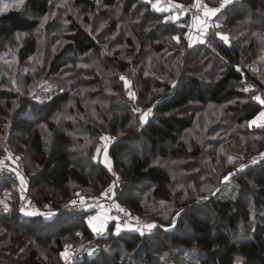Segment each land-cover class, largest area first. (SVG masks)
<instances>
[{"label":"trees","instance_id":"obj_1","mask_svg":"<svg viewBox=\"0 0 264 264\" xmlns=\"http://www.w3.org/2000/svg\"><path fill=\"white\" fill-rule=\"evenodd\" d=\"M206 1L209 7L221 2ZM27 12L51 16L40 29L44 18L39 21ZM167 14L145 0H24L22 8L0 12V51L15 60L13 74L0 88V161L5 153L13 165L22 166L28 196L38 205L46 204L41 212L54 213L48 219L21 214L25 196L17 180L5 175L0 200L7 188L13 204L7 212L0 206V264H64L59 254L66 243L79 246L81 255L73 264H138L132 256L125 262L131 251L144 252L147 264H169L175 253L182 264H234L236 257L242 258L241 264H264V160L259 158L264 153V127L247 124L261 107L251 95L264 94V83L250 69L253 63L260 69L264 65V0H233L213 17L208 34L221 56L199 42L188 46L183 38L187 27H178L189 23L188 17L165 23ZM39 29L50 38L48 48L41 46ZM216 32L227 35L230 43L225 45ZM113 33L114 38L106 39ZM17 34H22L19 40ZM173 35L181 37L179 45L169 39ZM68 62L90 65L73 69L76 77L87 79L76 86L69 82L56 106L32 99L37 81L54 82ZM120 75L132 82L136 101L129 99ZM12 79L23 95L12 87ZM245 86L255 91H242ZM114 97L115 107H108ZM245 100L249 102L241 103ZM133 107L153 108L143 127ZM57 113L61 115L54 119ZM104 135L115 138L107 145L112 171L101 159ZM231 142L237 152L229 150ZM203 155L206 167L198 178L191 177L190 172L203 165ZM228 157L235 158L233 164ZM254 157L257 162L251 163ZM181 166L191 184L176 194L173 179ZM229 173L237 185L233 202L216 196ZM110 182L115 188L111 199L132 217L142 216L150 220L144 223L159 227L143 236L123 230L118 236L105 231L96 237L86 221L98 209L72 207L69 201L80 191L103 197ZM206 185L214 195L200 191ZM182 193L189 203L180 205ZM161 201L167 203L166 222L158 218ZM177 212L176 225L170 227ZM131 223L134 228L135 220ZM108 226L114 229L115 221ZM91 243L96 246L90 255Z\"/></svg>","mask_w":264,"mask_h":264},{"label":"snow or ice","instance_id":"obj_2","mask_svg":"<svg viewBox=\"0 0 264 264\" xmlns=\"http://www.w3.org/2000/svg\"><path fill=\"white\" fill-rule=\"evenodd\" d=\"M23 2H24V0H19V4H23ZM98 2H99V0H98ZM145 2L151 3L152 8L156 9L157 11H162V12L171 11L173 8L179 9L181 11L184 10L183 5L175 4V3H173V0H166V3L168 5L167 7H164L160 3V0H156V3H152V0H145ZM231 3H233V0H221L219 7H209L207 4L203 3L202 0H195V3L192 5V7L195 8L196 11L192 16L191 22L178 24L179 28L188 27L189 32L193 31V29L196 32L195 37L189 36L188 33H184L183 38L188 40V46H191L193 43H197V42L204 44V43H206V41L208 39H213V37L208 34V30L211 27H213V24L210 23V21H212L213 17H217L219 13H222L224 10H226L227 6ZM10 6L11 5H9V4H5L2 10L6 11ZM18 6L19 5H17V7ZM53 15H55V14L53 13ZM47 19H48V17H44V20L41 22V27H43L44 21H46ZM179 20H180V16L177 15L175 12H173L172 15L165 17L164 22L167 23V22L171 21L173 23H176ZM65 23H67V22H65ZM106 23H107L106 21L104 23H101L99 28L95 29V31L99 32L101 29H103L105 27ZM214 26L216 28H220L221 24L215 23ZM86 27H88V26H86ZM118 29H119V26H118ZM88 30L91 32L90 27ZM21 35L22 34H17V40L20 39ZM115 35H116V33H113L112 37H110V38L106 37V39H112L115 37ZM215 37H219V39L225 45L230 43L229 37L227 35L220 33V32H216ZM169 39L171 41H176V43L178 45L181 43V37L178 35H173ZM63 43H65V42L58 41V44H60L61 46L63 45ZM209 46H211V45H209ZM105 48L107 49V46H105ZM55 50L56 49L54 48L53 51H55ZM113 51H115V49H113ZM213 51H215V48H213ZM108 54L111 55V53H108ZM121 58L122 59H129V60L131 59V57H124V56H122ZM29 59L37 60V62H39L38 59L35 57H30ZM149 60H151V57L149 58ZM5 62L8 63L9 66L11 67L12 61H5ZM93 63H95V61H93ZM80 67L87 68V67H90V65L82 64V65H80ZM33 71L35 72V69H33ZM135 71H136V69L133 68L132 69L133 74L135 73ZM145 75H148L147 71H145ZM120 80L123 81L124 88L127 92L129 99L131 101H136L137 95L134 91H132V82L125 75H120ZM261 82L264 83V81H261ZM170 83H171L172 87L176 86L175 81H170ZM0 86H3V85H0ZM12 87L15 88V90L17 92H19L21 95L24 94L21 91V89L19 87H17V81L15 79H12ZM36 87H39V85L37 84ZM80 91H81V93H83L86 90L82 89ZM154 91L158 92V93H163L164 89H154ZM242 91L251 93L255 90L252 88V86H245L242 88ZM33 95H34V93H33ZM262 96H264V94L251 95L250 99L252 101H255L262 108H264V98H262ZM45 99H51V93H49ZM45 99L38 98V102L44 103ZM234 102L235 101H232V103H234ZM248 102L249 101H246V100L241 101V103H248ZM93 103H95V102H93ZM16 106H17L16 101H13V107L15 108ZM212 107H214V106L209 105V108H212ZM221 107H223V106H221ZM132 111H133V113H139V124L141 127H143L145 125V123L148 122L149 118L153 114V108H151V107H149L147 109H140L138 107H133ZM60 115H61L60 113L55 114L54 119H58ZM92 115L95 116L96 113L93 112ZM67 119H72V117L68 116ZM258 121H260L261 123H257ZM252 125H256L257 127H264V110L258 112L257 116L253 120L248 122L249 127H251ZM41 128H46V125H41ZM85 139L87 141V138H85ZM114 139L115 138L107 136V135L100 137V140L105 142V145L103 148V151L105 153L103 163L105 164V166L108 168L109 171H112V162H111V159L109 158V156L107 155V152H108L107 145L112 143ZM88 143H91V141H88ZM79 147H84V146H79ZM100 150H101L100 148H97V153H99ZM189 150H191V149H189ZM5 151H8V149H5ZM259 158H260V160H264V153H260ZM15 159L18 161L22 158L21 157H15ZM93 159H96V157L94 156ZM256 162H257V158L254 157L252 159L251 163H256ZM228 163L229 164L233 163L232 157H228ZM2 165H3V161H0V166H2ZM244 167H245V165L241 164L240 170H242ZM12 171H15L16 176L20 181V190H21V192H23L26 188V185H27L26 178L22 175V173L20 171H18L16 169H12ZM113 175H115V173H113ZM232 175H233L232 173L225 175L221 182L223 183V182L229 181V179ZM200 191L209 192L212 195L215 194V192L212 190L211 185H206V186L202 187L200 189ZM217 191H218V189H217ZM109 194H111V195H109ZM74 195L79 197V204H77L76 200H70L69 205H71L72 207H80V208L100 207V211L96 215L89 216L87 218V221H86L89 228H91L93 234H95V235H102L105 231H110V232H113V234L118 236L123 230H134L136 232H139L140 235L143 236L145 234L151 233L154 229L159 227L155 223H144V222H141L138 217H132L131 213L126 212V210L124 208H122L119 205V203H117L115 201L112 202V204L110 205L109 208H104L102 205L86 204V198L84 196L80 195V193H75ZM101 195L107 196L109 199H111V196L115 195L114 185H110L107 192H102ZM185 198H187V193H185ZM207 198H208L207 196L202 197V199H207ZM21 199L23 200L24 197L22 196ZM96 199H98V198H96ZM198 199H201V198L198 197ZM30 203L31 202H29V206H30ZM163 203L164 202L161 201V204H163ZM0 206L3 207L5 212L10 211V206L5 201L0 200ZM112 209H115L117 213H123L125 216H127V219L124 221H120L119 216L110 215L109 213L111 212ZM20 212L26 216H41L44 219H48L54 215V213H52L51 211H49L47 213L41 212L39 210L26 211V208L23 206L20 208ZM179 215H180V212H177L176 216L172 218V223H171L170 227H175L176 217H178ZM132 220H135V222H136V226L134 228H133V225L131 223ZM109 221H115L114 229H112L108 226ZM165 231H168V229H165ZM76 236H78V237L81 236V233H79V232L76 233ZM89 254L91 255L92 252L90 251ZM59 255H60V258L64 261V264H73V261H74L75 257L78 255V252L76 250L72 249V245L66 243L64 245V250L61 251ZM241 260H242L241 257H236L234 264H241Z\"/></svg>","mask_w":264,"mask_h":264},{"label":"rangeland","instance_id":"obj_3","mask_svg":"<svg viewBox=\"0 0 264 264\" xmlns=\"http://www.w3.org/2000/svg\"><path fill=\"white\" fill-rule=\"evenodd\" d=\"M5 4L11 5L8 9H13V8L14 9H20V8H22V5H23V4H19V0H0V12L3 11L2 9H3V7H4ZM17 5H19V6L17 7ZM117 12L119 13V10H117ZM27 13L29 15H31V16L36 17L39 21H40V19L42 20L44 17L51 16V12L45 14L44 16H40L39 13H32V12H27ZM170 15H171L170 13L167 14V16H170ZM41 28L42 27L40 26V29ZM39 30H38V32H37L36 35L38 36L39 41L41 42V46L48 48L51 45L50 38L47 35H44L43 31H41V30L39 31ZM61 31L62 30H61V26H60V31L59 32H61ZM59 32H57V33H59ZM141 35H142V33L140 34V37H139L140 39H142ZM262 58H264V52H263ZM5 61H12L11 67ZM13 61H15V60H13L12 57H9L8 58L7 52L4 53V52H1L0 51V75L3 74V73H5L0 78V85H3V86H0V88L4 87V83H5V80L8 78V75L11 76L13 74V70L15 69V65H14ZM260 61H262V60H260ZM73 69H75V70L78 69V71H81L83 68H81L80 66H77L73 62H68V64H66V66H64V70L61 73V75L55 76V81L54 82H49L48 79L47 80L46 79L38 80L37 83H36V85L37 84L39 85V87H36V88H38V91H37V93L35 95H32V99H34L35 101L38 102V98L45 99L46 96L49 93H51V99H45V102L50 103L51 106H56L60 102V100L63 97L66 96V93H67V90L66 89H67L68 86H70V83L73 84L74 86H76L79 80L80 81L81 80L82 81H85L87 79L86 78L87 76L83 77V76H81V74H80V77H76L75 76V72H74ZM254 75L260 81H264V65L260 69V71L257 72ZM10 76H9V78H10ZM72 76H75L76 78L75 79H71L69 81L66 80V79H70V77H72ZM22 80H23V77H22L21 81ZM76 90H77V88H76ZM92 91H95V90H92ZM72 92L74 93V90ZM82 96H83V93H82ZM116 101H117V98L116 97L112 98V100L111 99L108 100V102H107L108 107H111V108L112 107H115V104L114 103ZM0 103L2 104V101ZM140 109H143V108L140 107ZM262 110H264V108L260 107L259 110L247 121V124H248L249 121L253 120L257 116L258 112H260ZM199 115L202 116L201 113H199ZM257 123H261V122L258 121ZM252 126H256V125H252ZM107 136H109V135H107ZM102 142L104 143V141H102ZM229 148H230L229 150H232V152H234V150H235V152L238 151V148H236L234 146V143L233 142H231V144L229 145ZM104 156L105 155L103 154L102 155V158H101L102 161L104 160ZM206 160H207V158L204 157V155H203L202 158H201V161H200L201 163H203V165H200V167L196 168V170L194 172H190V176L191 177H194V176L197 177L199 175V173H201V170L200 169L206 167L205 165H207L206 164ZM234 161H235V158H233V162ZM184 164L185 163H183V165ZM231 164H233V163H231ZM11 167L14 168V169L16 168L15 165H13V164H11ZM186 175L187 174L184 171V167L183 166L179 167L178 169L176 168V177L173 179V181H175V184H176V186L175 185L173 186V188L176 189V194H177V192L182 191L181 189L183 188V186H185L186 184H189V185L191 184V180H189V182L186 180ZM110 185H114V183L113 182H110L107 185V187L105 188V190L103 192H107V190H108V188H109ZM138 187H143V184L139 185ZM127 191H128L127 190V187H125L124 188V191H122V192L123 193L124 192L126 193ZM114 192H115V188H114ZM236 194H237V185H236V183L234 181H232L231 179H229V181L224 182V184L222 185V187L217 191L216 196L218 198L225 197V199H228L230 202H233L235 200ZM109 195H111V194H109ZM113 196L114 195H112L111 198ZM96 198H98V199H96ZM96 198L94 200H92V201H87L86 204L102 205L104 208H109L110 205L112 204V202L114 201L113 199H108L107 196L96 197ZM179 201H180V205H182V204H184V202L189 203L191 201V199L189 197L185 198V194L182 193L181 197L179 198ZM180 205H179V207H180ZM122 207L125 209L124 206H122ZM159 207L161 208L159 210L161 212L158 213L159 214L158 218H160L161 221L166 222L165 212L167 210L166 209L167 203L164 202L163 204H161V202H160ZM91 208H97L98 211H100V207H91ZM84 209L87 210V209H90V208H84ZM18 211L20 212V209H18ZM34 211H36V209ZM21 214H23V213H21ZM141 217L142 216L139 217L140 221L141 222H144L145 219L143 217L142 218ZM145 221H150V220H145ZM147 223H150V222H147ZM134 225H136V222H135ZM95 236L98 237L100 235H95ZM75 242L77 244L79 242V240H77ZM92 244L93 243H91V244L88 245V247H87L88 252L92 251V249L90 248V246ZM78 247L79 246H76V247H73L72 249H75L76 248L78 254L81 255V252H80V250H79ZM143 255H144V252H139V254H137L134 251H131L130 252V255L128 257H126L125 262L129 261V259L132 256L133 259L136 260V262L138 264H147L145 262V260H143ZM121 258L122 257H120V259ZM171 258H175V259L170 260ZM170 259H169V264H174V262H177V261L181 262V264L183 262V260H182L183 258L180 257V256H178V255H176V253H175V255L171 256ZM187 264H194V263L192 262V260H189V261H187Z\"/></svg>","mask_w":264,"mask_h":264},{"label":"built area","instance_id":"obj_4","mask_svg":"<svg viewBox=\"0 0 264 264\" xmlns=\"http://www.w3.org/2000/svg\"><path fill=\"white\" fill-rule=\"evenodd\" d=\"M202 2L208 5V3H207L206 0H202ZM152 3H156V0H152ZM160 3L164 7H167L168 6L167 3H166V0H160ZM173 3L183 5L184 6V10L181 11L179 9H174L173 8L171 11H166V12L170 13L171 15L173 14V12H175L177 15L180 16V18L187 16L188 19H189V23H190L191 20H192V16H193V14L196 11L195 8L192 7V5L195 3V0H190L188 2H179V1H174L173 0ZM149 4L151 6V3H149ZM210 23L213 24V20L210 21ZM185 33H188L189 36H192V37H195V35H196L195 30L193 29V31L189 32V28L188 27H187V30L185 31ZM183 37H184V34H183ZM184 40L188 42L187 39H184ZM203 45L205 47H207L208 49L212 50V51H213V48H215V51L214 52H216L219 56H221V53L216 49V47L214 46V44L211 42L210 39H208L206 41V43H204ZM209 45H211V46H209ZM250 69H251V71H252L253 74H256L257 72L260 71V67L258 66L257 63L251 64ZM109 136L110 137H113L112 135H109ZM1 159L3 161V165L0 166V180L5 175L11 176L12 178H14V179L17 180L18 188L20 190V181L17 178L15 171H12V169H14V168L11 167L12 160L5 153H3L1 155ZM15 167H16L15 168L16 170L22 172V166L19 165V166H15ZM20 193H22L25 196L24 202L22 203L21 207L22 206L25 207L27 211H34L35 209L36 210H39V211L46 210V208H47L46 207V204L43 203L41 205H38L31 197L28 196V194L26 192V189L23 192H21V190H20ZM78 193H80V195L84 196L85 198H89V199H94V198L98 197V195L96 193H92V192H88L87 193V192H81L80 191ZM1 200L2 201H5L9 206H12V204H13V196L10 194V191L7 188L3 190L2 194H1ZM75 200H78L79 201V197H77L76 195H75ZM29 202H31L30 203V206H29ZM110 215H112V216H119L120 221H124V220L127 219V216H125L123 213H117L115 209H112L111 210ZM110 222L111 221H109L108 224ZM95 246H96L95 244H92L90 246V248L92 249V251L95 249ZM73 250H76V248L73 249ZM78 258H80V255L79 254L75 257L74 261H76Z\"/></svg>","mask_w":264,"mask_h":264}]
</instances>
